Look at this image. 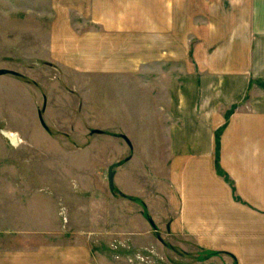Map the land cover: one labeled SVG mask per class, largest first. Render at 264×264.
<instances>
[{
	"label": "crops",
	"instance_id": "crops-1",
	"mask_svg": "<svg viewBox=\"0 0 264 264\" xmlns=\"http://www.w3.org/2000/svg\"><path fill=\"white\" fill-rule=\"evenodd\" d=\"M86 1L89 31H53L51 54L82 74H104L95 98L104 92L106 112L145 115L138 127L153 135L166 118L169 236L190 238L227 264H264V0H223L208 39L193 42L185 27L179 46L175 0H154L152 12L144 0ZM24 174L0 171V264H33L32 220L16 209L32 203L31 181L18 188L5 180L31 177ZM128 188L122 192L132 198Z\"/></svg>",
	"mask_w": 264,
	"mask_h": 264
},
{
	"label": "rangeland",
	"instance_id": "rangeland-1",
	"mask_svg": "<svg viewBox=\"0 0 264 264\" xmlns=\"http://www.w3.org/2000/svg\"><path fill=\"white\" fill-rule=\"evenodd\" d=\"M153 1L144 0L148 12ZM175 1L178 46L185 27L189 35L193 31V42L207 40L223 0ZM86 3L0 0V71L10 72L0 77V171L31 176L5 180H15L18 188L31 181L32 203L17 202L16 209L32 220L33 264H227L220 253L201 250L190 238L169 236L174 212L166 203V118L153 135L138 127L145 115L106 112L104 92L95 98L104 74L90 77L53 58V31L62 34L64 26L78 36L89 31L87 14H81ZM131 85L142 93L137 82ZM97 100L102 111L95 109ZM144 136L146 146L135 145ZM128 185L132 198L122 192ZM44 247L52 250L46 258ZM77 254L80 261L73 258Z\"/></svg>",
	"mask_w": 264,
	"mask_h": 264
},
{
	"label": "water",
	"instance_id": "water-1",
	"mask_svg": "<svg viewBox=\"0 0 264 264\" xmlns=\"http://www.w3.org/2000/svg\"><path fill=\"white\" fill-rule=\"evenodd\" d=\"M6 74H8V71H4V70L0 71V75H6ZM40 121L42 122L43 127L48 131V129L46 128V125L44 124L42 120L41 115H40ZM125 140L127 141V143H129L127 138H125ZM115 175H116V172L114 171V166L112 165L109 167V170H108V182H109L110 188L113 187Z\"/></svg>",
	"mask_w": 264,
	"mask_h": 264
},
{
	"label": "trees",
	"instance_id": "trees-1",
	"mask_svg": "<svg viewBox=\"0 0 264 264\" xmlns=\"http://www.w3.org/2000/svg\"><path fill=\"white\" fill-rule=\"evenodd\" d=\"M221 132H222V130L218 131V133H217V143H218V141H219V136H220ZM219 171H220V170H219ZM221 173H222V172L220 171V174H221Z\"/></svg>",
	"mask_w": 264,
	"mask_h": 264
},
{
	"label": "built area",
	"instance_id": "built-area-1",
	"mask_svg": "<svg viewBox=\"0 0 264 264\" xmlns=\"http://www.w3.org/2000/svg\"><path fill=\"white\" fill-rule=\"evenodd\" d=\"M8 139H9V141H11V143H14V141L17 142L16 137H14L12 139L8 137Z\"/></svg>",
	"mask_w": 264,
	"mask_h": 264
},
{
	"label": "bare ground",
	"instance_id": "bare-ground-1",
	"mask_svg": "<svg viewBox=\"0 0 264 264\" xmlns=\"http://www.w3.org/2000/svg\"><path fill=\"white\" fill-rule=\"evenodd\" d=\"M7 137H9V138H11V139H12V138H14V137H15V135H11V134L9 135V134H7Z\"/></svg>",
	"mask_w": 264,
	"mask_h": 264
}]
</instances>
